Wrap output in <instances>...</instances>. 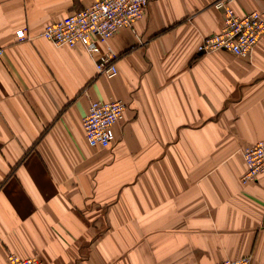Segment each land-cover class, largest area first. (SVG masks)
<instances>
[{
	"label": "crops",
	"instance_id": "1",
	"mask_svg": "<svg viewBox=\"0 0 264 264\" xmlns=\"http://www.w3.org/2000/svg\"><path fill=\"white\" fill-rule=\"evenodd\" d=\"M94 1L0 0V264H264V174L240 181L264 141V36L251 58L199 53L218 0H149L95 54L39 36ZM229 6L264 17V0ZM94 100L126 105L106 149L84 137Z\"/></svg>",
	"mask_w": 264,
	"mask_h": 264
},
{
	"label": "built area",
	"instance_id": "2",
	"mask_svg": "<svg viewBox=\"0 0 264 264\" xmlns=\"http://www.w3.org/2000/svg\"><path fill=\"white\" fill-rule=\"evenodd\" d=\"M232 0H218L214 8L222 12L220 31L203 39L198 46L201 54L225 51L241 58H251L259 39L264 36V17L253 11L237 16L229 6ZM149 0H95L90 6L74 12L44 27L40 37L57 46H82L90 54L98 52V43H106L123 29L144 15ZM27 28L15 32L19 42L30 40ZM4 54L0 47V57ZM116 56L110 49L100 55L96 69L99 75L112 78L117 75ZM126 109L122 101H91L82 119L86 143L91 148L106 149L114 142L113 127L124 119ZM245 172L240 178L248 184L264 174V141H257L243 149ZM7 264H43L37 256L19 257L9 254ZM220 264H251V257L225 260Z\"/></svg>",
	"mask_w": 264,
	"mask_h": 264
},
{
	"label": "rangeland",
	"instance_id": "3",
	"mask_svg": "<svg viewBox=\"0 0 264 264\" xmlns=\"http://www.w3.org/2000/svg\"><path fill=\"white\" fill-rule=\"evenodd\" d=\"M120 123V122H119Z\"/></svg>",
	"mask_w": 264,
	"mask_h": 264
}]
</instances>
